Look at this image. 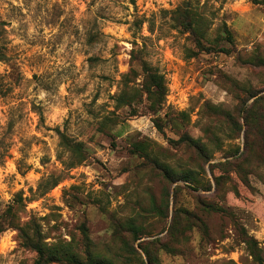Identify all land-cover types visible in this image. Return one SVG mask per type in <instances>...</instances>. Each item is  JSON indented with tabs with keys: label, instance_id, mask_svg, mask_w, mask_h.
Here are the masks:
<instances>
[{
	"label": "rangeland",
	"instance_id": "374dc122",
	"mask_svg": "<svg viewBox=\"0 0 264 264\" xmlns=\"http://www.w3.org/2000/svg\"><path fill=\"white\" fill-rule=\"evenodd\" d=\"M33 12L31 23L45 15L31 39L24 11L9 4L0 15V169L18 140L25 158L34 143L54 151L63 171L35 191L25 180L12 193L15 177L4 181L12 199L0 192V232L19 233L14 264H40L36 245L68 253L50 264H264V0H44ZM13 20L19 28L9 32ZM146 63L166 79L160 108L143 90ZM64 83L59 102L70 111L49 128L29 89L55 96ZM33 124L55 132L54 150L25 138ZM15 163L23 179L30 166Z\"/></svg>",
	"mask_w": 264,
	"mask_h": 264
},
{
	"label": "clouds",
	"instance_id": "9594fccd",
	"mask_svg": "<svg viewBox=\"0 0 264 264\" xmlns=\"http://www.w3.org/2000/svg\"><path fill=\"white\" fill-rule=\"evenodd\" d=\"M55 2V0H53ZM0 3H3V8L0 9V15H3L5 19H7V13L9 12V4L14 6L15 8H18L25 12V15L28 16V19L24 21V23H28L30 25L29 29V38H33L34 35H39V27H42L43 25L40 24V19L43 18L45 13H41V17L37 19L35 23H31L32 15L34 14L33 10L36 8L37 4H41L44 6V0H33L31 4H28L27 7L25 5V0H9L8 3H4L3 0H0ZM51 3L47 4L46 7L48 9H51ZM77 7H80L81 12H83L84 8L83 5H77ZM129 8H131V5H128ZM124 15V14H122ZM128 19H132L131 16H128ZM11 28L8 29L9 32H11L13 29L19 28V21L13 20L10 21ZM59 26L55 28H48L45 29L43 38L45 40L52 39L56 33L59 31ZM106 31L112 32L113 35H116V32H113V29L111 27L107 28ZM121 35L125 33V29L121 28L118 30ZM144 35H148L147 31L143 33ZM130 38V37H129ZM12 40L11 46L21 45L23 48H26L27 45L23 40L17 39L16 37H10ZM112 43L110 42L108 47H112ZM64 46H61L58 49V54L62 53L64 51ZM80 45H75L74 48H78ZM130 48V46H129ZM107 55V54H106ZM67 67V65H65ZM5 69H7V65L0 64V73H2ZM87 65H85V72L80 76L79 80L77 81L78 84H80L81 87H83L84 83H88L85 77L88 75L87 71ZM79 71V69H77ZM123 71V69H122ZM33 72H36V74H41L43 72V69H33ZM25 75L30 80L32 76V72H28L27 69H25ZM119 79V77H117ZM96 83H100L99 81H95L93 83H90L88 86V91L84 94V96L88 97V102H91V96L94 94V87ZM68 84H60L58 85V92L57 95L52 96L51 93L45 91L42 88H39L37 92L32 93L31 89H29L30 95L28 96V100L36 103L37 105L42 106L46 109L44 112L45 117V123L49 128H54L56 126H62L64 119H67V114L70 111L68 107L63 106L62 103L59 101L62 100L63 97L68 95V92L66 89L68 88ZM32 88H37L36 84H32ZM104 87H107V85H104ZM17 91H20L19 89ZM114 91V89H113ZM49 97L53 100H57L58 103L51 104L49 102ZM84 97L76 98L74 100V103L72 105V108H79L80 101L83 100ZM107 102V96L102 94L101 99L97 101V104H104ZM30 108V105H29ZM7 112V109H5V113ZM31 115V121L37 122L40 119L39 114L36 113H30ZM0 125H3L5 128L7 126V115H4L3 118H0ZM35 124H33L32 128L28 130L26 139L31 138L32 136H37L40 139H48V148L49 149H55L56 145L59 143V137L56 136L55 132H48L45 134L44 128L42 127L39 132L34 130ZM61 130L63 128L61 127ZM50 138V139H49ZM24 147L23 144H21L18 140L15 144V147L11 149V155L13 156V160H9L7 162L5 169H0V192H3L4 198L6 200H11L12 196L9 195V184L4 183V181L14 176L15 180L12 183L11 186V192L15 193L19 191L21 187H24V181L26 180L28 182V187L32 188L34 191L37 189L38 184L41 182L42 178L47 179L48 175L51 171H63L62 165L60 162L56 161L55 158V152H45L44 145L40 144H33L30 149L27 150V158L24 157V154L21 153L20 149ZM97 154L100 156H103V153H100L97 150ZM50 156L52 163L46 164L44 167L41 166V160L46 156ZM24 160L25 165L30 166L28 169L25 170V175L23 179H21L20 173L16 170V161ZM39 170V171H37ZM75 174V173H74ZM91 175V173H89ZM58 192V190H57ZM25 193H27V188H25ZM55 194V193H53ZM47 199V198H46ZM44 203V201H39L37 204L31 205L33 208H37L39 204ZM19 233L16 229L6 227L3 232H0V257L3 258L2 261H0V264H14V262L18 261V258L20 257V250L18 249V246L20 245V240L18 239ZM15 250V251H14Z\"/></svg>",
	"mask_w": 264,
	"mask_h": 264
},
{
	"label": "trees",
	"instance_id": "16d2710c",
	"mask_svg": "<svg viewBox=\"0 0 264 264\" xmlns=\"http://www.w3.org/2000/svg\"><path fill=\"white\" fill-rule=\"evenodd\" d=\"M187 25L193 30V27L190 23ZM2 58H3V52L1 46V29H0V60ZM144 68H145V81L143 84L144 93L147 95L149 100H152L160 108L167 95L166 79L162 74L159 73L157 69H151L148 63L144 64ZM260 116L262 117L263 115L261 114V111L259 109L258 119ZM246 120L248 119L246 118ZM196 144L199 145V143ZM201 149L205 152V148L201 147ZM77 150L81 151V147L77 148ZM161 168L166 173L169 170L168 167L165 165H163ZM191 178L194 180L196 179L195 176ZM186 179L191 180L190 178H186ZM35 247L37 252L40 254V262H39L40 264H50L57 262L61 260L63 254H64L63 256H69L68 253L62 254L59 250L53 251L51 249H46V247L42 245H36ZM45 256H47V259L44 261ZM94 263L102 264V263H97L96 261Z\"/></svg>",
	"mask_w": 264,
	"mask_h": 264
}]
</instances>
